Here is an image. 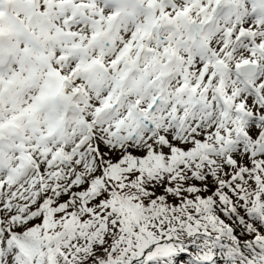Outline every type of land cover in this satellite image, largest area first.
<instances>
[{"label": "snow or ice", "instance_id": "snow-or-ice-1", "mask_svg": "<svg viewBox=\"0 0 264 264\" xmlns=\"http://www.w3.org/2000/svg\"><path fill=\"white\" fill-rule=\"evenodd\" d=\"M0 264H264V0H0Z\"/></svg>", "mask_w": 264, "mask_h": 264}]
</instances>
